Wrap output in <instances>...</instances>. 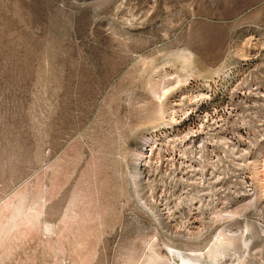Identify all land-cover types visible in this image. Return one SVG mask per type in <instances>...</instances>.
Here are the masks:
<instances>
[{"label":"rangeland","instance_id":"1","mask_svg":"<svg viewBox=\"0 0 264 264\" xmlns=\"http://www.w3.org/2000/svg\"><path fill=\"white\" fill-rule=\"evenodd\" d=\"M185 261L264 264V0H0V264Z\"/></svg>","mask_w":264,"mask_h":264},{"label":"bare ground","instance_id":"2","mask_svg":"<svg viewBox=\"0 0 264 264\" xmlns=\"http://www.w3.org/2000/svg\"><path fill=\"white\" fill-rule=\"evenodd\" d=\"M249 40H250V39H249ZM249 40H248V41H249ZM251 42H252V41H251ZM249 43H250V42H249ZM256 43H257V42H256ZM244 52H245V51H244ZM172 119H173V118H172ZM146 144H148V142H146ZM146 166H147L146 163H142L141 165H139V164L137 165V170H136V171H137V174L140 175L141 177H142V176L145 177L146 174H147V173H146V172H147V170H146V169H147ZM134 172H135V171H134ZM149 202L151 203V205L153 204V205H155V206H157V207H158L159 205H161L160 203H158L157 201H154V200H150ZM156 202H157V203H156ZM140 205L143 206V207H146L147 209H149V210L151 211V209L147 207V203H146V201H144L143 198L140 199ZM164 210H165V208H161V209L159 210V211H160V214L163 215V214H164ZM262 211H263V210H262ZM164 215H165V214H164ZM163 219H164V218H163ZM163 222H164V221H163ZM164 223L169 224L168 221H166V220H165ZM171 225H172V224H171ZM167 226H168V225H167ZM175 228H176V227H175ZM177 229H178V228H177ZM181 232H182V230H181ZM185 235H186V236H190V235L187 234V233H184V236H185ZM191 237H192V236H191ZM189 238H190V237H189ZM194 238H197V237H194ZM175 255H177L178 257H181V258H182L185 254L183 255V251H181V250H175ZM186 259H187V258H186ZM183 261H184V258H183ZM183 264H187V261H185ZM188 264H189V263H188Z\"/></svg>","mask_w":264,"mask_h":264}]
</instances>
